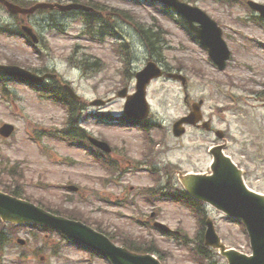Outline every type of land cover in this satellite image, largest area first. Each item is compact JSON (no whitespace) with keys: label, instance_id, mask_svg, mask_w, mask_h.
I'll return each instance as SVG.
<instances>
[{"label":"rangeland","instance_id":"rangeland-1","mask_svg":"<svg viewBox=\"0 0 264 264\" xmlns=\"http://www.w3.org/2000/svg\"><path fill=\"white\" fill-rule=\"evenodd\" d=\"M78 1L104 9L111 16L108 20H89L88 28L91 32L101 30L109 22L119 34L118 42L109 37L102 43L85 40L78 12L63 14L57 9H44L27 20L13 21L0 6V27L6 23L15 28L28 24L39 38L35 54L20 37L0 32V63L56 73L59 83L71 84L80 95V123L76 124L73 116L66 126H73L83 138L89 134L107 141L112 150L101 151L105 158L94 159L79 147L51 136L49 132L57 134L65 125V109L23 83L6 81L9 98L0 91V125L9 122L14 130L10 137L0 138V185L16 189L35 203L58 210L60 215L101 227L100 231L107 232L118 245L131 243L142 250L154 247L164 264H204L195 247H208L194 212L162 199L157 187L167 185L178 190L184 174L209 172L208 147L224 143L226 153L242 169L246 184L264 193V18L260 24L251 21L259 14L238 2L229 6L212 0H184L223 24L232 61L225 71H219L208 63L200 45L180 28L179 17L171 8L148 0ZM135 23L151 29L157 48L146 46ZM57 24L63 28L62 33L53 27ZM249 39L261 42L263 48ZM149 59L161 64L166 74H183L186 81L182 86L163 75L149 83L150 132L96 118L98 114H123L124 99L116 93L123 87L128 92L134 90V73ZM95 98L105 99V103L91 105ZM199 99L203 100L204 118L211 121L213 130L224 132L223 139L196 126H187L182 136L172 135L173 121ZM35 133L39 145L31 139ZM105 162L114 165L112 169ZM65 185L77 189L68 191ZM202 215L212 219L224 244L243 252L249 250L238 223L210 205ZM155 220L167 225L170 235L155 229ZM0 231L6 237L0 245V264H109L52 229L29 225L12 228L0 220ZM17 238L24 239L23 244L17 243ZM204 254L212 264H226L215 250Z\"/></svg>","mask_w":264,"mask_h":264},{"label":"water","instance_id":"water-1","mask_svg":"<svg viewBox=\"0 0 264 264\" xmlns=\"http://www.w3.org/2000/svg\"><path fill=\"white\" fill-rule=\"evenodd\" d=\"M164 1L174 5L190 23L193 20L201 23L200 28L194 27L197 36L209 48L212 58L220 66H223L224 60L228 56L227 48L220 38V30L215 26L214 22L209 20L197 7L190 6L179 0ZM252 5L261 10L264 15L262 6ZM36 6H47V4L41 3ZM36 6L29 9H18L11 6L10 9L12 11L30 12ZM73 6L79 7L81 5L76 4ZM0 69L18 76L33 77L30 72L16 66L0 65ZM159 74V69L152 62H149L148 66L137 74L138 91L129 101L127 105L128 111L136 107L138 109L137 115L141 117L146 115L145 83L150 77ZM199 118V103L193 104V111L174 123V134L180 135L184 132V128L181 126L183 122L195 123ZM203 126L208 128V123L204 122ZM11 129V126L6 125L1 129V133L7 136ZM104 148L108 150L107 146H104ZM211 153L214 156L211 164L212 174L189 173L183 177L182 181L187 191L192 195L206 200L222 211L243 220L250 234L252 255L248 256L234 249H227L224 244L220 243L211 220H207L208 228L205 233V242L219 248L220 253L228 259L229 264H264V195L252 192L244 186L240 170L231 162L229 157L222 153L220 146L211 149ZM0 214L3 218L16 221H37L59 228L69 235L98 248L111 259L113 264H160L151 254H138L126 248L115 246L106 236L80 222L54 216L40 208L34 207L30 203L2 193H0Z\"/></svg>","mask_w":264,"mask_h":264},{"label":"trees","instance_id":"trees-1","mask_svg":"<svg viewBox=\"0 0 264 264\" xmlns=\"http://www.w3.org/2000/svg\"><path fill=\"white\" fill-rule=\"evenodd\" d=\"M145 31H144V33H145V39L147 40V42H149V43H151V45L150 46H152L153 47V39H154V35L151 33V32H149V30H147V29H144ZM130 249H132V250H136V251H140V250H142V248H140V247H137V246H134V245H127ZM144 251H150V250H144ZM202 251H205V248H202L201 249V252Z\"/></svg>","mask_w":264,"mask_h":264}]
</instances>
